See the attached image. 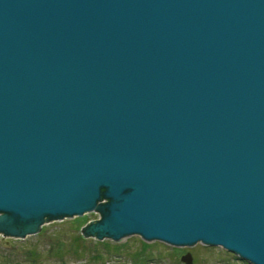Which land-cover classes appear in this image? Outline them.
<instances>
[{"label":"water","instance_id":"obj_1","mask_svg":"<svg viewBox=\"0 0 264 264\" xmlns=\"http://www.w3.org/2000/svg\"><path fill=\"white\" fill-rule=\"evenodd\" d=\"M88 211L264 264V0H0V232Z\"/></svg>","mask_w":264,"mask_h":264},{"label":"rangeland","instance_id":"obj_2","mask_svg":"<svg viewBox=\"0 0 264 264\" xmlns=\"http://www.w3.org/2000/svg\"><path fill=\"white\" fill-rule=\"evenodd\" d=\"M99 218V212L89 211L45 221L36 233L23 237L0 232V264H253L221 245L200 241L174 245L139 233L119 239L84 236L81 227ZM186 251L190 263L181 258Z\"/></svg>","mask_w":264,"mask_h":264},{"label":"trees","instance_id":"obj_3","mask_svg":"<svg viewBox=\"0 0 264 264\" xmlns=\"http://www.w3.org/2000/svg\"><path fill=\"white\" fill-rule=\"evenodd\" d=\"M80 236H81V235H80ZM81 237H82V236H81ZM76 240H77V238H76ZM79 246H80L79 244L76 245L77 248H79ZM80 247H81V246H80ZM59 251H60V250H59ZM75 251H76V250H75Z\"/></svg>","mask_w":264,"mask_h":264},{"label":"bare ground","instance_id":"obj_4","mask_svg":"<svg viewBox=\"0 0 264 264\" xmlns=\"http://www.w3.org/2000/svg\"><path fill=\"white\" fill-rule=\"evenodd\" d=\"M103 199H105V198H102V201H103ZM89 212V211H88ZM84 214V213H83ZM47 221H49V220H47ZM44 223V222H43Z\"/></svg>","mask_w":264,"mask_h":264},{"label":"flooded vegetation","instance_id":"obj_5","mask_svg":"<svg viewBox=\"0 0 264 264\" xmlns=\"http://www.w3.org/2000/svg\"><path fill=\"white\" fill-rule=\"evenodd\" d=\"M103 200H105V199H103Z\"/></svg>","mask_w":264,"mask_h":264}]
</instances>
